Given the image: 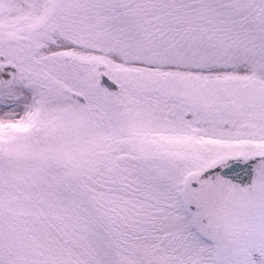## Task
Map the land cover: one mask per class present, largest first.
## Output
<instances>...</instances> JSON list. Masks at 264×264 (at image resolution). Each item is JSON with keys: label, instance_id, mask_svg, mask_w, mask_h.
Here are the masks:
<instances>
[{"label": "rangeland", "instance_id": "1", "mask_svg": "<svg viewBox=\"0 0 264 264\" xmlns=\"http://www.w3.org/2000/svg\"><path fill=\"white\" fill-rule=\"evenodd\" d=\"M130 1L0 0L2 24H42L56 39L59 59L45 66L70 68L0 86V264H150L137 230H193L190 201L175 197L190 193L191 174L228 154L264 152V0H134L164 11L161 33L151 24L141 39L127 21L141 9H117ZM99 64L124 92L97 84ZM100 126L116 136L99 141ZM150 131L164 134L153 140ZM116 171L143 199L114 197L118 184L128 187ZM166 179L173 209L150 208ZM109 215L120 218L116 230L90 222L112 226ZM129 230L137 234L128 239ZM250 248H232L225 263L264 264V243Z\"/></svg>", "mask_w": 264, "mask_h": 264}, {"label": "flooded vegetation", "instance_id": "2", "mask_svg": "<svg viewBox=\"0 0 264 264\" xmlns=\"http://www.w3.org/2000/svg\"><path fill=\"white\" fill-rule=\"evenodd\" d=\"M5 13L6 9L0 8V21L2 19L5 22ZM60 16L63 15L60 13ZM4 22L3 24L0 22V86L2 88L9 83L11 85L18 75L32 77L45 74L50 79L49 76L53 70L62 71L63 74L65 71H70V68L66 70L65 65L58 68H48L44 65L43 61L53 64L56 58L59 59V54L53 48L57 42L56 39L50 36L46 29L40 30V27H43L42 24L37 28H31L26 22L19 30H16L15 27H20V23L16 26L10 24L8 28ZM7 29H15V32L9 35ZM38 57H41L42 61ZM63 59L68 60L69 56L65 55ZM80 66L81 81L82 64ZM8 76H12L9 83H2V80ZM26 79L23 78L24 81ZM50 85L55 87L57 84L51 82ZM119 85L112 95L117 96L124 92L123 84L119 83ZM66 88L71 89L65 86L63 91ZM126 90L129 91L128 86ZM118 106L121 107V104ZM158 125L162 124L158 123ZM163 134L161 131H150L146 136L154 140ZM230 139L227 140L230 141ZM155 157L162 156L155 154ZM234 163H239L241 168L245 167V169H247L246 164L249 163L250 178L245 180L244 184L225 175V170L227 171ZM191 176L193 178L190 180V193L186 196L179 194L180 190H177L178 195L175 194V197L181 198L183 203L186 200L190 201L187 210L192 218L193 230H174L173 232L137 230L140 233L143 232L147 246L151 248L149 253L153 258H148L146 261L150 264H227L225 262L229 261L230 252L237 247L241 246V250L248 251L250 245V249L257 251L256 248H260L264 243V152L248 156L228 154L207 167L198 168ZM169 181L166 179L165 185L157 186L158 194L147 198L150 208L153 205V207H164V210L173 209V196L168 194L170 190L166 187ZM178 185L180 188L181 185ZM157 201L162 203L168 201V203L162 205ZM135 233V230H129L126 235L129 234V239L134 237ZM128 246L134 247L133 243ZM189 248L192 253L183 252L184 249ZM221 253H224V262H221ZM142 255L145 256V254ZM188 257L190 260H186ZM235 261L238 260L235 258Z\"/></svg>", "mask_w": 264, "mask_h": 264}, {"label": "trees", "instance_id": "3", "mask_svg": "<svg viewBox=\"0 0 264 264\" xmlns=\"http://www.w3.org/2000/svg\"><path fill=\"white\" fill-rule=\"evenodd\" d=\"M131 1H134V0H131ZM131 1L128 2V3H124V4L123 3H119L120 6H118L117 9H120L121 7L124 10L126 8L129 9L128 7H130V8L133 7V8H139V9H141L140 10L141 11V14H140L141 15V18H139L136 14H133V13L132 14L131 13L129 14L130 16H132V18H129L127 20L128 22H130L128 24V27L133 32H136V34H132V32H130L131 34H128V35L130 37H132V38H138V39H141V37H144L145 38L146 37V34L151 33L150 31L154 29V28H150L151 24L152 25L155 24L156 27L158 28L159 25L157 23H162L163 16H164V11L161 10V9H159V7L156 10H154V7H151L150 9H147L148 7H146V3H142V4H140L138 2L132 3ZM227 1L228 2H232V0H227ZM158 20H161V21L159 22ZM164 20H165V23H163V24H166V19H164ZM167 21H168V26L171 25L169 19ZM160 25H162V24H160ZM158 29H159V31L161 33L160 28H158ZM162 34L164 35V33H162ZM91 153H94V154L96 153L95 159L98 160L97 152L94 151V152H91ZM89 155H91V154H89ZM114 155H116V154H114ZM97 173H98V171H97ZM113 175H114V172H113ZM98 176H99V173H98ZM125 177H127V178H125ZM89 179H91V178H89ZM93 179H95V178H93ZM115 179L118 180V181L121 180V182L124 181V180H126V182H128V187L125 184H118L114 188V193H116L117 195L119 194L118 196H120V195H124L125 196L126 194H127L126 196H128L131 192H132V195L133 196H139L140 195V193H138V188H137V190H134L135 184L133 183V178L130 180V175H128V174H126V173L123 172L121 174V176H120L119 173L116 171V178ZM129 180H130V182H129ZM130 186L133 187V191L129 189ZM119 188H121L120 189L121 191H119ZM78 189H80V187H78ZM98 189H99V192H101V187H99ZM126 189H128V191ZM84 193H85V191L82 194H84ZM94 196H96V195H94ZM87 197H89V196L87 195ZM109 216H110V218L112 217L113 223H112V226L106 225V227H107L108 230H116V228H117L116 224L120 220V218L119 217H116L115 218V216L113 217L111 215H109ZM89 218H90V222H91V219L93 218V222H92L93 225H97L98 227H100L101 222H102L101 219H100V216L98 218H96V216H94V217L93 216H89ZM122 224L123 223L121 222L120 225H122ZM84 227L86 228L87 226H84ZM129 228L130 227H128L127 229H129ZM94 229L96 230V226L94 227ZM83 250H82V252H83ZM86 250L87 249L85 248V252H83L84 253V256L90 259V257L87 256V255H88V252L90 253V252H92V250L91 251H88L87 253H86ZM93 258H95V257H93Z\"/></svg>", "mask_w": 264, "mask_h": 264}, {"label": "water", "instance_id": "4", "mask_svg": "<svg viewBox=\"0 0 264 264\" xmlns=\"http://www.w3.org/2000/svg\"><path fill=\"white\" fill-rule=\"evenodd\" d=\"M98 82L99 84L105 85L111 90L116 88V83L112 79H110L109 77L103 74L99 75ZM69 93L70 95L78 99H82V100L84 99V97L77 92L70 91ZM225 175L230 176L231 178H233L236 181H239L242 184L245 183V180H248L250 178L249 168L247 169H245V167L241 168L237 164L233 165L231 169H228L227 171H225Z\"/></svg>", "mask_w": 264, "mask_h": 264}]
</instances>
